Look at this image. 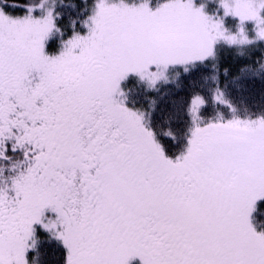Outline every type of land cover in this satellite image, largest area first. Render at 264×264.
<instances>
[{"label":"snow or ice","instance_id":"snow-or-ice-1","mask_svg":"<svg viewBox=\"0 0 264 264\" xmlns=\"http://www.w3.org/2000/svg\"><path fill=\"white\" fill-rule=\"evenodd\" d=\"M257 80L264 0H0V264H264Z\"/></svg>","mask_w":264,"mask_h":264},{"label":"trees","instance_id":"trees-1","mask_svg":"<svg viewBox=\"0 0 264 264\" xmlns=\"http://www.w3.org/2000/svg\"><path fill=\"white\" fill-rule=\"evenodd\" d=\"M241 83L244 85L242 95L246 99V102L249 105L254 104L257 108L264 107V81H241ZM168 87L170 88L171 86L169 85ZM228 90L234 98L237 100L240 98L241 94L236 91L235 86L231 83L228 85ZM164 91L165 89L162 88L161 92ZM149 95H152L157 99L158 110H167L170 103L169 95L161 96L159 93H149ZM52 251L59 253L60 249L55 245L49 246V252ZM54 264H58V261L54 262Z\"/></svg>","mask_w":264,"mask_h":264}]
</instances>
